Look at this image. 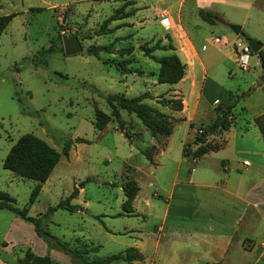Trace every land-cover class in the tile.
<instances>
[{"label": "rangeland", "instance_id": "374dc122", "mask_svg": "<svg viewBox=\"0 0 264 264\" xmlns=\"http://www.w3.org/2000/svg\"><path fill=\"white\" fill-rule=\"evenodd\" d=\"M196 1L200 2L199 8H206L208 0ZM178 3V0H0V16L13 15L0 34V191L14 198L16 206H26L28 215L40 217L42 227L53 236L72 246L100 245L86 255L87 259L123 251L139 240L135 239L136 235L146 237L155 222L157 212L153 213L144 199L154 205L161 203L160 194L164 193L170 167L175 163L161 156L164 165L151 164L142 150L154 154L158 148L150 144L149 130L134 114L121 110L125 127L130 131L129 140L114 120L103 129H95L94 108L110 113L104 97L109 93L134 97L148 91L153 98L143 102L167 114H176L155 102L158 96L176 95L174 84L157 81L158 62L145 56L139 47L151 46L167 34L160 24V15L166 13L156 14L163 8L175 11ZM218 3L222 18L216 20V25L202 23L198 15L197 21L202 24L190 32L205 66V72L197 68L196 79L203 77L198 106L191 115L189 102L183 113L186 117L192 116L195 129L213 121L216 104L209 101L215 97L221 103L231 98L228 104H233L232 121L235 119L238 128L264 111V67L259 55L251 52L248 66L238 64L235 42L244 38L235 35L228 26L240 25L244 33L262 43L264 52V0H220ZM123 4V12L132 13L107 24L109 28L123 26L112 33L96 35L99 25ZM193 5L194 0H184V22L190 19L187 15ZM73 33L78 34L86 49L93 44H111L113 52H102L99 56L87 52L65 55L59 50L41 53L52 45L57 48L60 35ZM129 47L131 53H118V49ZM152 53L160 57L171 51L158 49ZM119 60H124V66L131 72H122ZM180 85L184 93L187 81ZM25 133L43 139L60 153L59 161L32 203L29 197L36 182L2 166L10 147ZM193 136L188 121L175 122L167 138L171 156L180 153L185 137L189 138L185 142L187 149H194ZM78 137L83 141H74ZM70 139L73 142L66 157L62 147ZM164 139L160 138L159 147H163ZM213 141L222 139L210 140ZM127 179H135L139 185L133 204L139 212H148L145 219L141 214L119 215L124 200L121 184ZM74 187L79 193L70 203L77 206L76 210L58 208L44 215L48 207L66 199ZM154 193L158 196H153ZM32 226L11 211L0 210V264H15L26 249L38 255L47 254L54 264H74L63 252L48 249ZM251 256L247 253L246 264ZM111 264L129 263L119 260Z\"/></svg>", "mask_w": 264, "mask_h": 264}, {"label": "crops", "instance_id": "0c3cea01", "mask_svg": "<svg viewBox=\"0 0 264 264\" xmlns=\"http://www.w3.org/2000/svg\"><path fill=\"white\" fill-rule=\"evenodd\" d=\"M218 1L208 0L205 9L220 16L221 10L216 6ZM178 2L175 11L170 12L167 8L158 10L156 15L164 11L166 24H170L163 25L160 21L167 34L156 41L160 45L170 43L173 49L163 50L177 54L185 63L184 76L174 84L173 93L176 95L172 96L182 100L183 108L174 111L176 114L173 116L183 117L193 124L192 111L198 106L203 85V77L196 79L197 68L205 72V66L190 32L207 21H197L201 8L200 2L194 0L195 5L187 15L190 19L184 22V0ZM208 24L216 25V20ZM120 26L123 24L115 25L113 30ZM150 40L155 41L153 38ZM185 81L187 86L183 93L180 84ZM230 99L221 103L215 97L209 102L214 105L220 103L224 107ZM189 102L191 115L186 117L183 113ZM191 129L195 134L196 129ZM167 138L163 147L157 145L159 142L154 137L150 140V144H156L158 148L151 164L154 167L164 165L160 157L165 156L171 158L175 165L170 167L168 183L164 193L160 194L161 203L154 205L149 199H144L145 205L157 215L146 237L136 235L135 239L139 240L130 245L138 250L142 259L129 264H246L247 253L252 254L248 264L264 261V142L253 119L246 121L241 128L234 119L228 130L211 135L209 141L222 139L223 146L197 158L182 154L188 137L182 142L180 153L172 157ZM133 210L136 216L141 214L142 219L149 216L146 211L139 212L134 204Z\"/></svg>", "mask_w": 264, "mask_h": 264}, {"label": "trees", "instance_id": "16d2710c", "mask_svg": "<svg viewBox=\"0 0 264 264\" xmlns=\"http://www.w3.org/2000/svg\"><path fill=\"white\" fill-rule=\"evenodd\" d=\"M124 4L122 7L115 10V12L107 19H105L98 29L94 32L96 35H101L105 33H111L113 28L108 27V23L111 20L125 17L130 12H123ZM200 18L207 22H214L220 19L218 13L201 9L198 12ZM13 17L12 14L1 15L0 16V34L3 32L5 27L8 25L9 21ZM71 34V33H70ZM244 37L249 38V35L244 33ZM73 35H77L73 33ZM62 36L60 35L59 45L55 48V45L49 46L43 49L41 53L47 54L50 52H55L56 50L63 51L62 47ZM145 56H148L158 62L159 68L157 72V81L159 83L175 84L182 79L185 72V63L181 61L179 56L175 53L162 55L157 57L152 54L156 49H173L172 45H158V41L151 46L140 45ZM115 51V49H114ZM132 51L131 47L120 49L119 54L123 55L125 53H130ZM107 52L112 53L113 49L111 44L95 45L87 49V53L94 56H99L100 53ZM259 60L264 63V52L262 48L258 51ZM124 60H119L118 65L122 72H129L130 69L124 66ZM105 100L109 105L110 113H105L95 106L94 108V127L95 129H103L106 125L114 120L117 124V128L120 129L123 134L130 140V131L126 129L124 119L121 115V110H124L130 114H134L138 117L142 124L149 130L152 137H154L158 142H160L161 137H167L172 133V129L175 122H180L184 120L183 117H174L173 115L167 114L160 111L156 106L143 102V99H151L153 96L145 91L140 95L134 97H127L123 93H109L106 94ZM155 102L161 106H165L172 111H180L183 108V103L180 98L174 97H164L158 96L155 98ZM232 107L233 104H227L222 106L218 103L214 107L215 117L213 121L207 125H200L192 138L191 143L196 145L194 149H187L186 143L182 147V154L184 156H191L193 158L200 157L201 155L207 153L208 151H215L221 148L224 141L220 142H210L208 137L215 135L221 131L228 130L232 124ZM255 125L257 126L262 140L264 142V111L253 118ZM192 123L190 126L192 127ZM130 128V125H127ZM74 141H83L82 138H76ZM73 140H68L63 144L62 153L67 157L69 155V150ZM154 148V147H153ZM146 158L153 162L152 151L142 150ZM154 152V150H153ZM60 158V153L50 146L43 139L31 134H22L17 141L10 147L8 153L3 159V168L11 171L12 173L23 177L34 180L36 185L33 187L29 203H32L37 194L41 189V184L44 183L49 175L51 174L53 168L57 164ZM86 179L85 181H88ZM84 181V182H85ZM80 184V186H83ZM123 190L124 200L121 204L122 212L119 215L136 216L133 210V200L135 199L138 191L139 185L135 179H127L121 184ZM79 193L77 187H74L71 193L63 201H59L55 206H50L44 212V215H48L53 210L62 208L70 212L77 209L76 205L70 203V200L74 198ZM7 209L11 211L16 217L29 222L33 225L36 234L41 237L48 249H54L63 252L68 255L74 264H111L113 262L124 260L128 263H132L135 260L142 259V255L138 250L129 246L123 251L118 253L110 254L104 257H96L92 259H87L86 255L96 250L100 245L89 246L88 244H82L81 246H72L70 242L59 239L53 236L47 229H44L41 224L40 217H33L28 215V208L26 206L18 207L15 205V200L7 192L0 191V210ZM15 264H54L50 256L38 255L32 252L31 249H26L24 256Z\"/></svg>", "mask_w": 264, "mask_h": 264}, {"label": "water", "instance_id": "95a60500", "mask_svg": "<svg viewBox=\"0 0 264 264\" xmlns=\"http://www.w3.org/2000/svg\"><path fill=\"white\" fill-rule=\"evenodd\" d=\"M230 29L233 31L235 35H241L245 41H247L251 51L254 53H258V51L262 48V43L257 39L252 37H244L243 31L241 30V26L237 24H228ZM62 47L65 55H72L76 53H86L87 49L84 48L81 44L80 39L77 35H63L62 36ZM264 67V63L261 64ZM264 80V76L262 77Z\"/></svg>", "mask_w": 264, "mask_h": 264}, {"label": "built area", "instance_id": "2783aa9c", "mask_svg": "<svg viewBox=\"0 0 264 264\" xmlns=\"http://www.w3.org/2000/svg\"><path fill=\"white\" fill-rule=\"evenodd\" d=\"M161 21L167 23V18L164 16V13L161 15ZM251 48L249 47L247 41L238 40L235 42V54L238 64L242 67L248 66L249 63V55L251 53Z\"/></svg>", "mask_w": 264, "mask_h": 264}]
</instances>
